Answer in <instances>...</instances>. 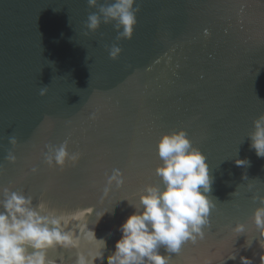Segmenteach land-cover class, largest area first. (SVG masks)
I'll return each mask as SVG.
<instances>
[{"label":"water","instance_id":"obj_1","mask_svg":"<svg viewBox=\"0 0 264 264\" xmlns=\"http://www.w3.org/2000/svg\"><path fill=\"white\" fill-rule=\"evenodd\" d=\"M137 3L131 39H117L111 22L85 27L98 11L87 0H0V189L23 191L61 218L70 243L48 248L49 264H107L130 203L159 182L156 140L183 128L206 157L215 207L203 239L169 253L171 264H241V256L264 264V236L251 220L264 157L247 137L264 111V0ZM112 44L122 49L115 60ZM65 140L78 161L49 167L45 145ZM113 169L122 184L108 183ZM237 222L245 233L232 231Z\"/></svg>","mask_w":264,"mask_h":264},{"label":"clouds","instance_id":"obj_2","mask_svg":"<svg viewBox=\"0 0 264 264\" xmlns=\"http://www.w3.org/2000/svg\"><path fill=\"white\" fill-rule=\"evenodd\" d=\"M89 8L98 11L88 14L85 27L95 32L101 23H113L117 39H131L137 24L140 5L137 0H87ZM242 10V9H241ZM208 34V30H204ZM122 49L118 44L108 47L110 59H117ZM46 87L40 89L43 95ZM95 113L90 119H95ZM247 137L257 157H264V111L252 120ZM9 143L17 144L15 136ZM44 162L60 169L67 162L75 164L79 152L69 153L68 142L59 146L45 145ZM156 155L160 163L155 167L158 183H146L139 193L138 203L131 204L134 211L119 225L120 238L114 250L106 257L107 264H171L169 253H179L181 246L203 239L204 228L209 225L210 210L215 207L211 192L213 178L202 151L194 146L183 128L163 132L156 140ZM5 160L14 163L16 156L8 151ZM247 159L237 158V166H247ZM32 172L37 169L33 167ZM244 178H247L244 176ZM123 183L121 171L113 169L108 183ZM236 194L233 192L231 195ZM254 199H257L255 197ZM253 209L251 220L264 236V196ZM43 202L33 203V198L23 191L10 187L0 189V264H49L47 249L57 244L70 243L62 230L61 218L43 212ZM103 212L99 214V217ZM232 231L245 233V225L237 222ZM102 241V248L104 241ZM163 248L164 254L160 249ZM101 251L99 256H101ZM97 257V258H98ZM230 255L228 259H235ZM241 264H252L248 257H240ZM79 264H88L82 257Z\"/></svg>","mask_w":264,"mask_h":264}]
</instances>
